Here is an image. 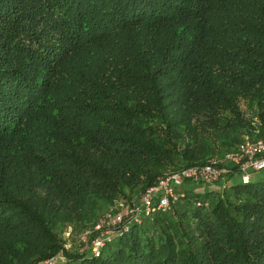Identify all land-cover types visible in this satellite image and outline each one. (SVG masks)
Wrapping results in <instances>:
<instances>
[{"label": "trees", "instance_id": "16d2710c", "mask_svg": "<svg viewBox=\"0 0 264 264\" xmlns=\"http://www.w3.org/2000/svg\"><path fill=\"white\" fill-rule=\"evenodd\" d=\"M245 137L264 138V0H0V264H264V170L97 255L95 231L64 239Z\"/></svg>", "mask_w": 264, "mask_h": 264}, {"label": "built area", "instance_id": "2783aa9c", "mask_svg": "<svg viewBox=\"0 0 264 264\" xmlns=\"http://www.w3.org/2000/svg\"><path fill=\"white\" fill-rule=\"evenodd\" d=\"M264 170V139L244 140L231 151L210 158L205 164L178 169L163 175L155 185L146 189L138 202L122 218L112 211L102 216L94 227L96 235L90 241L91 254L97 255L99 249L109 240V231L118 235L126 233L132 222H139L143 216L154 214L157 210L168 211L172 204L185 197L183 186L188 183L216 184L232 175L241 184L251 182L253 173ZM121 205V203H120ZM64 262L62 254L43 261L40 264Z\"/></svg>", "mask_w": 264, "mask_h": 264}, {"label": "rangeland", "instance_id": "374dc122", "mask_svg": "<svg viewBox=\"0 0 264 264\" xmlns=\"http://www.w3.org/2000/svg\"><path fill=\"white\" fill-rule=\"evenodd\" d=\"M261 139H264V138H261ZM255 140H259V139H255ZM220 155L216 154L215 156H220ZM175 170H177V169L170 170V171L172 172V171H175ZM259 173L260 172H256V173L252 174V176H255V175L258 176ZM193 184H198V183H193ZM199 184H201V183H199ZM185 185H187V184H185ZM185 185L183 187H185ZM215 187H217V186H215ZM209 188L212 189L214 187L210 186ZM214 189H216V188H214ZM194 190L196 192H203V188H195ZM137 202H138V200L137 201H134V202H132V200H127V199L119 200V201H117L116 203H114L111 206L110 210L113 209L112 213L119 214V216H121L122 218H124L126 216H129V212L132 210L133 206ZM120 203H121V205H120ZM97 222L94 224V226L92 227V229L86 230L85 232L76 233V234H73L71 232L65 233L64 239L67 241V243H66L67 248L69 249V247H72V248L73 247H78V244L79 243L80 244H82V243L85 244L87 242V239L85 238V236H89L94 231V227L97 224ZM111 234H112V231H109V233L107 234V236L108 235L111 236Z\"/></svg>", "mask_w": 264, "mask_h": 264}, {"label": "crops", "instance_id": "0c3cea01", "mask_svg": "<svg viewBox=\"0 0 264 264\" xmlns=\"http://www.w3.org/2000/svg\"><path fill=\"white\" fill-rule=\"evenodd\" d=\"M254 174V173H253ZM237 179V178H236ZM238 180V179H237ZM212 186L214 188L215 187V184H209V183H201V184H193V183H188L187 185H185V187H183L185 190H192V191H195L194 189L195 188H203V192L205 191H209L211 190L209 187ZM209 188V189H208ZM212 188V189H214Z\"/></svg>", "mask_w": 264, "mask_h": 264}]
</instances>
